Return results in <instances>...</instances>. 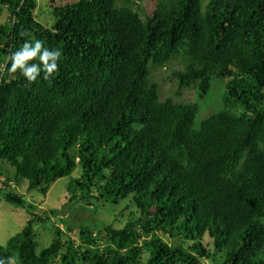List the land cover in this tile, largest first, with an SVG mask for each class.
Segmentation results:
<instances>
[{"label": "trees", "instance_id": "trees-1", "mask_svg": "<svg viewBox=\"0 0 264 264\" xmlns=\"http://www.w3.org/2000/svg\"><path fill=\"white\" fill-rule=\"evenodd\" d=\"M47 1L50 26L35 18L38 0H0V195L30 216L0 260L264 264V0H152L144 19L149 0ZM25 40L61 50L50 81L8 71ZM177 60L178 89L164 99L153 73ZM215 78L221 106L197 127L199 105L182 91L199 101ZM5 163L28 192L46 197L67 178L70 202L94 213L130 201L138 214L122 228L56 226L39 248L35 225L57 210L12 193Z\"/></svg>", "mask_w": 264, "mask_h": 264}, {"label": "rangeland", "instance_id": "rangeland-1", "mask_svg": "<svg viewBox=\"0 0 264 264\" xmlns=\"http://www.w3.org/2000/svg\"><path fill=\"white\" fill-rule=\"evenodd\" d=\"M38 8L35 12V18L43 25L50 26L53 22V6H51L47 0H38ZM70 0H57V6L67 4ZM54 5V6H55ZM142 9L137 11L144 19L152 11L153 4L152 0L143 3ZM9 21V15L5 8L0 7V25L5 24ZM180 62L173 61L166 68L153 73V79L157 82L161 88V97L166 99L172 97L178 89V81L174 78L173 73L180 69ZM224 81L222 79L215 78L212 86L211 93L198 101L197 93L195 89L189 88L182 91V97L180 101L186 103H197L199 105V114L196 119L197 127L205 120L209 115L216 112L221 106V87ZM224 90V89H223ZM198 101V102H197ZM6 179L11 181L12 193L21 196L25 201L36 204L41 210H57V217L59 220L53 218L48 224L35 225L36 240L38 241L39 248H44L50 245L55 227H59L62 230L66 229V225L72 228L75 232L76 227L83 222L100 223L102 225H113L116 228H122L125 223L127 216L134 211H137L130 207V201H123L116 205L111 204H99V208L93 213V208L86 207L85 203L70 202L69 196L66 192L67 178L58 180L50 189L48 195L43 197L37 192H28V182L21 181L19 184L15 182L14 170L7 165H3ZM5 178L1 179L4 182ZM0 182V183H1ZM30 219L29 214L25 209L16 208L15 206L7 203L0 195V246L5 247L7 242L17 236L25 228L27 221ZM63 220L68 221L64 223ZM68 234V238L74 237L73 233ZM75 238V237H74ZM169 241L167 238H165ZM206 243L208 240L206 239ZM57 264V263H54ZM201 264H214L209 260H202Z\"/></svg>", "mask_w": 264, "mask_h": 264}, {"label": "clouds", "instance_id": "clouds-1", "mask_svg": "<svg viewBox=\"0 0 264 264\" xmlns=\"http://www.w3.org/2000/svg\"><path fill=\"white\" fill-rule=\"evenodd\" d=\"M19 35L24 37L29 33L21 28ZM61 57L60 49L46 48L42 40H25L20 48L7 57L10 63L8 71L12 74L20 72L29 84L35 83L41 76L45 81H50L59 71ZM0 264H5V261L0 260ZM8 264H12V258H9Z\"/></svg>", "mask_w": 264, "mask_h": 264}]
</instances>
